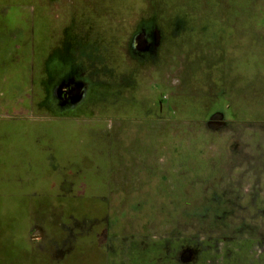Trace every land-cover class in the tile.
I'll list each match as a JSON object with an SVG mask.
<instances>
[{"label":"rangeland","instance_id":"374dc122","mask_svg":"<svg viewBox=\"0 0 264 264\" xmlns=\"http://www.w3.org/2000/svg\"><path fill=\"white\" fill-rule=\"evenodd\" d=\"M3 6L28 20L39 76L69 79L77 105L45 113L46 171L67 169L46 178L44 215L26 218L34 242L65 244L68 264H101L98 244L122 242L150 244L156 264H264V0ZM117 164L106 202L97 168ZM6 241L0 264H15L26 252ZM47 253L31 257L57 264Z\"/></svg>","mask_w":264,"mask_h":264},{"label":"crops","instance_id":"0c3cea01","mask_svg":"<svg viewBox=\"0 0 264 264\" xmlns=\"http://www.w3.org/2000/svg\"><path fill=\"white\" fill-rule=\"evenodd\" d=\"M0 10V217L7 219V227L0 234L5 236L10 253L13 249L17 250L18 246L26 252L22 258L16 259L15 264H41L39 260L36 262L37 258L33 260L31 256L41 257L39 252L45 250L48 251L47 259L52 263L68 264L65 244L50 247L51 244L46 248L45 244L34 242L30 234L40 228L35 224L29 230L25 222L31 214L35 217L44 215L45 180L47 177L52 178V171L65 176L63 172L67 169L66 166L50 167L47 170H51V173L46 171V152L40 145V138L45 137V113L52 108L60 109V106L50 96L46 98L44 90L50 91L52 85L49 84L46 88L40 83L43 76L40 77L38 67L33 66L28 47L23 49L22 43L27 41L28 20H23L21 10L8 6H3ZM11 10H17V15L12 16ZM33 68H36V72ZM71 117L72 120H78L75 116ZM117 167L119 168V164L110 170L97 168L102 173L101 179L103 172L107 174L104 175V181L99 179L105 183V189L99 191L106 202L109 200L108 195L113 192L108 188L112 186L110 180L115 177L113 173L119 170ZM94 181L99 183L92 177H83L79 178L78 184L79 187L87 189V185ZM57 183L59 191L68 180L60 183L55 181L54 185ZM63 201L75 203V200ZM98 245L103 252L101 264H133L129 254L134 250L140 253V264H156V255L152 260L150 257L155 254L150 244L122 242ZM12 261L13 257L8 264H13Z\"/></svg>","mask_w":264,"mask_h":264},{"label":"flooded vegetation","instance_id":"af4514ba","mask_svg":"<svg viewBox=\"0 0 264 264\" xmlns=\"http://www.w3.org/2000/svg\"><path fill=\"white\" fill-rule=\"evenodd\" d=\"M40 71H42L43 73H40V77H42V79L40 80V83H42L46 88L48 87L46 84H50L52 85L51 90L48 91L47 89L44 90L48 92L47 97H49L51 95V97H53L55 95L56 99H53L54 102H56L60 108H75L77 105L75 104L76 102L74 101V99H71L70 96H72V93L74 92V87L73 84L68 81L69 79H61V78H57L54 81H49L50 79H52L51 77L46 79V75H48V70H46V68H40ZM50 92V94H49ZM63 98V99H62ZM68 101H71L70 103H68ZM72 103V104H71ZM74 105V106H71ZM36 230H34L35 232Z\"/></svg>","mask_w":264,"mask_h":264}]
</instances>
